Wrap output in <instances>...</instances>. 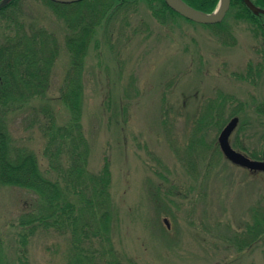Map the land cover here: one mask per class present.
I'll use <instances>...</instances> for the list:
<instances>
[{"label":"rangeland","instance_id":"1","mask_svg":"<svg viewBox=\"0 0 264 264\" xmlns=\"http://www.w3.org/2000/svg\"><path fill=\"white\" fill-rule=\"evenodd\" d=\"M17 6L58 38L46 98L64 123L69 112L58 96L70 55L63 18L46 0H18ZM136 18L145 25L127 40L108 41L99 31L84 66L87 167L98 173L107 164L117 255L127 264H264V226L253 238L246 232L264 215V172L232 164L217 143L236 112L230 143L239 140L247 151L235 149L257 152L264 161L261 36L234 8L214 26L176 15L160 21L143 5ZM2 28L0 20V41ZM11 130L45 170L41 130L19 122ZM36 198L29 189L0 183V264H16L23 248L15 225L35 209ZM68 238L36 230L20 262L67 264Z\"/></svg>","mask_w":264,"mask_h":264},{"label":"trees","instance_id":"2","mask_svg":"<svg viewBox=\"0 0 264 264\" xmlns=\"http://www.w3.org/2000/svg\"><path fill=\"white\" fill-rule=\"evenodd\" d=\"M183 1L195 9L212 12L219 0ZM17 2L11 0L0 9V20L5 23L0 41V183L29 189L37 198L35 209L21 214L15 225L17 240L23 248L17 251L15 262H25L31 234L39 229H52L69 234L68 250L64 254L67 264H127L117 255L111 239L113 203L107 164L98 173L87 167L89 144L81 124L85 59L90 45L97 43L99 31L108 41L119 36L127 40L141 33V25L145 23L137 18L133 20V14L142 5L160 21L169 15H181L164 0H83L75 4L46 0L63 18V41L70 55L58 96L69 118L59 124L46 98L60 49L58 38L37 20H28L17 13ZM231 8L235 9L236 17L253 24L261 36L264 63L263 14L252 12L242 0H231ZM258 110L264 113V108ZM18 122L26 127L35 126L43 133L45 170L40 168L35 153L17 142L11 129ZM233 146L247 151L239 140ZM248 154L252 158L258 155ZM253 222L246 229L252 238L262 232L264 215L256 216Z\"/></svg>","mask_w":264,"mask_h":264},{"label":"water","instance_id":"3","mask_svg":"<svg viewBox=\"0 0 264 264\" xmlns=\"http://www.w3.org/2000/svg\"><path fill=\"white\" fill-rule=\"evenodd\" d=\"M11 0H0V9L6 6ZM60 4H73L83 0H50ZM165 3L174 11L193 22L201 24H215L223 20L229 6L230 0H219L216 8L212 12H204L191 7L183 0H164ZM244 4L254 13H263L264 9L256 7L251 0H243ZM238 117L233 116L225 124L218 134L217 141L219 148L225 158L235 165L249 169L251 171L264 172V161L253 159L244 153L234 149L229 141V137L238 124ZM166 224L167 220L165 219Z\"/></svg>","mask_w":264,"mask_h":264},{"label":"flooded vegetation","instance_id":"4","mask_svg":"<svg viewBox=\"0 0 264 264\" xmlns=\"http://www.w3.org/2000/svg\"><path fill=\"white\" fill-rule=\"evenodd\" d=\"M252 1V3L256 6V7H262V9H263V7H264V0H251ZM256 1H261V2H263V3H257ZM242 2H243V4H244V1L242 0ZM245 5V4H244ZM246 6V5H245ZM247 8V7H246ZM229 9H230V7H229ZM263 13H258V15H262ZM263 16H264V14H263ZM248 71H249V69H248Z\"/></svg>","mask_w":264,"mask_h":264}]
</instances>
